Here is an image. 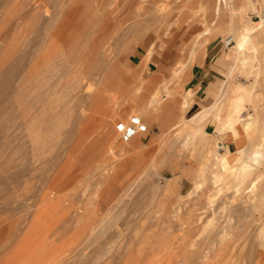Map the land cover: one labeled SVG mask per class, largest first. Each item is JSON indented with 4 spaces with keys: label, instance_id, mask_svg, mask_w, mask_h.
Masks as SVG:
<instances>
[{
    "label": "rangeland",
    "instance_id": "obj_1",
    "mask_svg": "<svg viewBox=\"0 0 264 264\" xmlns=\"http://www.w3.org/2000/svg\"><path fill=\"white\" fill-rule=\"evenodd\" d=\"M252 1L255 11L247 16L262 27L253 61L259 105L249 111L260 123L248 134L240 125L242 137L235 139L211 122L222 118L212 105L220 104L227 82L254 81L239 71V24L229 6L219 8L217 0H0V91L10 82L0 103L11 96L0 115V142L6 123L14 130L12 144L0 148V168L8 172L0 182V264H197L222 239L225 250L215 264H264V9L262 0ZM34 57L38 79L45 77L38 101L29 82ZM82 73V91L73 90ZM212 83L214 96L202 107ZM155 95L162 99L151 105ZM34 110L41 137L36 169L24 167ZM133 119L147 130L124 141L118 124L138 130ZM198 127L201 133L185 147ZM214 139L232 152V163L221 191L201 209L216 168L209 167L205 180L197 172ZM232 139L238 147L230 148ZM55 174L62 200L48 206L40 194ZM253 182L261 190L255 207L246 203ZM190 209L197 210L184 239L181 220ZM190 238L199 240L191 246Z\"/></svg>",
    "mask_w": 264,
    "mask_h": 264
},
{
    "label": "bare ground",
    "instance_id": "obj_2",
    "mask_svg": "<svg viewBox=\"0 0 264 264\" xmlns=\"http://www.w3.org/2000/svg\"><path fill=\"white\" fill-rule=\"evenodd\" d=\"M217 3L219 4V8L221 6H225V7L229 6L230 10H231L230 13L232 14V18L234 20H236V22L239 24V31L236 34L235 47L234 48H235V54H236V62L239 64L240 73L248 75L249 77L253 76L255 74L257 76L259 66L255 67L253 65V61L255 59H259L258 55L260 52V45H259L257 37H258V30L262 27V24L256 25L247 16L248 11H250V10L255 11V6H254L253 1L252 0H241L240 3H237V0H236V7H235V4H233V0H217ZM262 8L264 9V0H262ZM228 10H229V8H228ZM262 15L264 17V14H262ZM71 16L73 17L74 15H71ZM231 31H234V29L232 27H231ZM229 39H231V38H229ZM226 41H225V46H226ZM261 57H263V56H261ZM61 60L65 61L66 58L65 57L63 58L61 56ZM37 63H38L37 59H36V61L33 62V64H31V62H30V64H31L30 75L31 76L29 77V78H31L29 82H30L31 87L33 89V93L31 95V97L33 99H35L36 101L41 100V98H42L41 94L37 91V89L39 87L41 88V86H39L40 82L41 81L44 82L43 80H45V77H43L42 80H39L38 74H37L38 72L35 73ZM54 68H56V65L54 66ZM183 68H184V66H183ZM183 68H182V70H183ZM18 70H19V68H18V66H16V67L12 68V70L10 71V74L15 75L18 72ZM180 72H182V71H180ZM177 75H178V73L175 74V77ZM86 78H87V76H85V74H83L82 76L81 75L78 76L75 79V82L73 83V85H74L73 90H81L82 91V89H83L82 86L84 85V84L82 85V83ZM9 86H10V82L4 83L3 88L0 91V99H3V96H4L5 92L8 90ZM221 91L222 92H221V94L217 100V101H219V99L221 98L220 104H213L212 105L213 109H217L216 116L222 117L221 120L219 121V125H218L219 126L218 131H219L220 135H226V133H231L230 136L231 137L234 136V138L236 139L237 137H242V134H243L242 131L240 130V125H242L243 132L246 134H248L255 127L259 126L260 121L253 118L254 112L249 111L250 105H251V107H252V105H254V107L259 105L258 99H257V78L256 77H254V81H252L250 84L238 83V82L233 81V79H232V82H227L223 86ZM90 93L91 92L89 91V94ZM160 99H162L161 96L155 95L151 98L149 103L151 105L157 104L160 101ZM10 102H11V96L9 95L6 99V101L0 103V115L5 114L7 112L6 110L8 109V107H11ZM189 103H190L189 96H186L185 99L181 103L180 109L182 111L185 110L187 108V106L189 105ZM37 104H38V102H37ZM32 112H33V116L30 119L29 126L28 127L26 126L27 128L25 129V131L28 132V134H27L28 141L27 142H30V145H29L30 149L28 148L29 146L27 145V150L28 149L29 150L27 151L28 157H27V162L24 164V167L27 166L28 168L30 167L32 169H36V167L39 163V160H41L39 154H37V151H36L37 146L41 140L40 139L41 137L38 136L39 134H37V132L40 129L38 126L39 121L36 120L38 118L37 110L36 111L34 110ZM246 112H248L250 115L249 116L250 119L247 121L244 118ZM206 118L207 117L203 118V120ZM244 121H246V122L243 123ZM25 123H27V121H25ZM137 129L138 130H136V134L134 135V137L136 135H138L137 133L140 131V125L137 126ZM201 130H202L201 127H198L196 130L192 129L191 130V133H192L191 136L187 137L186 141L184 140V146L185 147L192 146L193 138H195L199 133H201ZM13 134H14V130L11 128V123H9V124L6 123L5 137L0 142V148L6 147V146H9L12 144L10 141V136ZM134 137H132V139ZM216 140L214 139L212 142L207 144L208 156L206 157V161L203 162L205 164L204 165L202 164L203 166L201 168H199L198 172H197V175L201 178H204V180H205V178L207 177L208 172H209V167L212 165V166H214V168H216V170H213V171L211 170L212 180L210 179L215 184V186L213 185L214 189L212 190L211 188H209V191L206 192L205 195H206L207 199L205 201V205L202 206L201 209H204L206 207V204L208 203V201L211 202L212 197L221 191L220 186H221V182H222V175L229 171V169L231 167V163H232L229 159V155L232 152H228L225 149L224 143H222L221 141H216ZM25 144H26L25 141H23V142L21 141V146H23ZM260 145L263 146L262 148H264V141H261ZM133 146H134V144H133ZM258 147H260V146H258ZM222 151H224V152H222ZM241 155H242V152L239 149L238 150V156H237L236 160L239 159L241 157ZM248 157H249V155H248ZM248 157H247V159H248ZM250 158L253 160H256L257 156L253 154ZM246 164H248V163H246ZM252 165H253V163H252ZM4 167L0 168V182L1 183L3 182V177H2L3 173L4 174L8 173L7 169ZM237 171H240V170L237 169ZM5 175H7V174H5ZM240 175L241 174H239V176ZM58 177H59L58 174H55V176L52 178L51 183L48 184L46 187H44L43 190H41L42 193L40 194V198L48 206H55L56 204L60 203L62 200V196L56 194V192L59 191V188L56 185L54 186V183L57 181ZM199 177H197V178H199ZM8 178L12 179L11 180L12 183L18 181V179H17L18 176L16 173H14L12 175L9 174ZM15 178H16V180H15ZM179 179H180V177H177L173 181L177 182ZM236 182H237V180H236ZM197 183H198V181H197ZM171 184H172V182H171ZM171 184L168 183L166 185V188L164 187L166 189V191H165L166 193H169L172 190ZM2 185H4V184H2ZM199 186L200 185H198L197 187H199ZM257 188H258L257 182H253L250 185H248L247 193H249V197H248V200L246 201L247 204H250V205L253 204V206L256 205V203L254 201H255L256 196H257V193H256ZM258 189L260 190V188H258ZM236 197L239 198L238 196H236ZM230 199H232V198H230ZM243 200H245V199H243ZM234 202H236V201H234ZM257 202H259V201H257ZM248 208H250V207H248ZM193 210L195 211L197 209H190V214L188 213L189 215H187V217L185 216V218L183 220H181V226H182V228H184L186 230L183 233L184 239H187V235H188L187 230H189L190 227L194 224V216L191 215V211H193ZM241 211H243V210H241ZM219 227H216V232L218 234L222 231L219 229ZM222 228H223V226H222ZM223 233H225V232H223ZM220 234H222V233H220ZM198 240H199L198 238H195V239L190 238V240H188V241L190 242L191 246H194ZM212 244H213V248L208 250L205 254H202L199 257L200 260L198 261L197 264H215L216 260L223 255L224 250H225L224 247L222 246L223 239L218 241V242L215 241V243H212ZM216 246H217V248H215ZM76 256H77V254H73V255H71L70 258H72L73 261H76L77 260Z\"/></svg>",
    "mask_w": 264,
    "mask_h": 264
},
{
    "label": "crops",
    "instance_id": "obj_3",
    "mask_svg": "<svg viewBox=\"0 0 264 264\" xmlns=\"http://www.w3.org/2000/svg\"><path fill=\"white\" fill-rule=\"evenodd\" d=\"M220 38V32H219V35H218V39ZM229 38V37H228ZM228 38H226L225 39V41L228 39ZM226 60H227V57H226ZM226 62V61H225ZM219 63L221 64V66H220V70L224 73V61H222V59H220L219 60ZM227 72V71H226ZM215 83H212L211 85H209V87H208V89H207V91H206V95H205V97H204V99L202 100V107H205V105H206V103H207V100H209L210 98H212L213 96H214V92H215ZM195 101V97L193 98V101H192V104H193V102ZM201 107V108H202ZM200 111H198V112H196L194 115H197V113H199ZM193 115V116H194ZM211 122H213L214 124H215V127H216V132L218 133V125H219V122L218 121H215V119H213L212 118V121ZM203 134H204V138H206L207 137V134H209L208 133V130H207V128H206V130L203 132ZM138 143V144H137ZM233 144H236V147H238L237 145H238V143H237V141L236 140H234V139H232L231 140V142H230V148L232 147V145ZM137 145V146H136ZM139 145V140L137 141H135V143H134V147L136 148V149H139L138 146ZM144 145H146V144H144ZM228 146V145H227ZM229 148V147H228ZM143 154L145 155V157H148L147 156V154H148V151L146 150L145 151V148H144V152H143Z\"/></svg>",
    "mask_w": 264,
    "mask_h": 264
},
{
    "label": "built area",
    "instance_id": "obj_4",
    "mask_svg": "<svg viewBox=\"0 0 264 264\" xmlns=\"http://www.w3.org/2000/svg\"><path fill=\"white\" fill-rule=\"evenodd\" d=\"M232 40L228 39L226 41V47H229L231 45ZM133 122L138 125L139 124V120L138 119H133ZM118 129L119 131L122 132V139L124 141H128L129 139H131L135 134H136V130L134 127H126L123 123H119L118 124ZM147 130V126L146 125H140V131L145 132Z\"/></svg>",
    "mask_w": 264,
    "mask_h": 264
}]
</instances>
